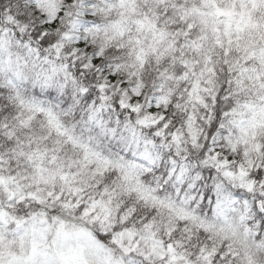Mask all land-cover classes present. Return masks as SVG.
Segmentation results:
<instances>
[{
  "label": "snow or ice",
  "instance_id": "obj_1",
  "mask_svg": "<svg viewBox=\"0 0 264 264\" xmlns=\"http://www.w3.org/2000/svg\"><path fill=\"white\" fill-rule=\"evenodd\" d=\"M0 264H264V0H0Z\"/></svg>",
  "mask_w": 264,
  "mask_h": 264
}]
</instances>
